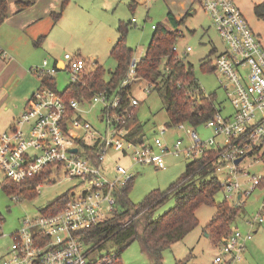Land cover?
Instances as JSON below:
<instances>
[{
	"label": "built area",
	"instance_id": "1",
	"mask_svg": "<svg viewBox=\"0 0 264 264\" xmlns=\"http://www.w3.org/2000/svg\"><path fill=\"white\" fill-rule=\"evenodd\" d=\"M200 4L225 46L215 56L213 65L220 76L219 86L232 105L230 114L222 116L216 104L213 114L204 122L212 131V137L206 140L188 128L185 132L189 142L177 138L172 146L158 137H152L151 141L143 136L141 140L127 139L128 111L120 106L118 89L131 87L138 80L135 58L130 60L115 92L102 90L89 99L65 101L50 87L38 86L23 112L0 134V172L15 183L48 172L46 178L35 184V190L53 175H64L65 179H77L73 185L80 190L76 193L68 188L67 201L52 213L39 208L36 216L23 218V225L9 233L12 241L0 256V264H89L90 246L84 247L87 243L74 232L112 214L119 190L133 178L130 171L133 165L150 163L164 169L166 153L183 155L189 160L209 158L223 195L233 205L241 203L243 197L259 186L264 174L251 173L246 167L264 166V47L233 0H200ZM190 50L187 46L183 54ZM5 55L0 45V56ZM63 59L61 68L56 63L49 67L44 59L42 67L35 66L29 71L40 77H53L56 71L63 70L70 76L69 82H80L85 73V58L64 52ZM142 89L150 92L152 84L147 83ZM138 103L135 95L129 96L130 107ZM97 105L98 117L104 123L102 130L83 117ZM184 123L174 126L181 129ZM74 126L80 129L79 133L73 131ZM73 147L76 151H72ZM108 151H118L128 159V164L120 162L118 155L110 168L106 160ZM236 158L241 159L236 163ZM248 159V165H242ZM12 197L19 198L18 194ZM263 221L264 207L248 224L253 227L252 223ZM251 230L234 227L223 239L213 263L241 261L246 242L252 237ZM0 235H3L1 227ZM112 257L113 254L104 255L99 262L110 263Z\"/></svg>",
	"mask_w": 264,
	"mask_h": 264
},
{
	"label": "rangeland",
	"instance_id": "2",
	"mask_svg": "<svg viewBox=\"0 0 264 264\" xmlns=\"http://www.w3.org/2000/svg\"><path fill=\"white\" fill-rule=\"evenodd\" d=\"M107 1L108 3L105 0H79V7H75L76 14L69 16L63 14V18L54 24L53 29L47 31L41 45L33 43L38 36L30 29L20 30L10 24L0 25V38L7 44V48L0 44L6 52L4 60L10 61L8 66H0V95L2 96L0 99V125L8 116L11 104L15 105L20 102L19 99L24 94L27 84L32 83L35 78L37 82L33 90L40 85L38 81L40 76L31 73L29 69L35 66L42 67L44 59L48 61L50 67L53 64V58L61 57L64 52L79 53L80 57L82 56L86 60L85 71L99 64L103 68L104 80H108L110 76L108 72L114 69L116 63L109 54L110 45L118 36L117 26L120 21L129 23L125 41L127 46L132 49L131 57L137 60L143 57L146 52L149 38L153 32L152 24L173 27V23L167 19L168 8L164 0H142L141 4H139V0H136L137 3H133L132 6L130 5L134 0ZM132 18L135 20L132 21ZM47 20L49 22L50 18ZM211 23L209 16L198 8L194 15L187 14L179 25V28L184 31L183 37L185 38H182V35L177 38L175 51L185 62L192 65V71L203 91L215 93V102L220 108V114L225 116L232 111V105L229 103L224 89L219 86V73L216 70L208 71L201 67L203 61L213 62L224 45ZM186 46H190L192 50L183 54L182 51ZM212 49L214 50L212 51ZM94 60H97L96 65ZM53 75L57 91L63 92L69 84L70 76L63 70H58ZM143 84L140 81L132 83L131 89L139 99L135 117L142 124L141 135L144 138L151 141L152 137H158L169 146H172L177 138H182L184 143H187L189 139L185 132L186 128L194 131L202 140L212 137V131L205 123L192 126L185 122L181 129L167 123L168 117L162 90L153 88L150 92L145 93L142 89ZM6 105H8V109H5ZM88 108L90 107L88 106ZM20 111L17 112L16 118L23 112V110ZM98 115L99 107L97 105L91 107L90 112L85 113L83 117L102 130L104 123ZM72 129L76 133L80 132L76 126ZM162 129L165 131L160 134ZM118 155V151L107 152L106 160L110 168L114 165ZM188 161L189 159L183 155L175 156L166 153L164 169H157L150 163L133 165L130 171L134 173V176L128 193L131 203L140 201L152 189L166 191L169 185L184 175L185 165ZM120 162L127 165L128 159L122 158ZM249 162L250 159L244 160L242 165H248ZM246 168L251 173L264 174V166L261 164L248 165ZM3 176L0 172V224L3 233L0 235V256L12 241L9 233L23 225V218L36 216L41 205L46 204L68 188L73 189V192L76 193L80 190L79 186L73 185L78 182L77 179H65L64 175H53L37 188V193L33 197L28 198L19 193V198L14 199L13 194L8 195L1 189ZM27 186L33 187L31 184ZM225 196L221 190L217 191L214 201H224ZM226 200L231 204L227 196ZM241 201L236 205L240 210L235 216L231 230L236 226L241 231H247L250 228L257 230H251L252 237L246 242L242 260L234 261L232 264H264V221L252 223L253 227L248 224V221H252L256 213L264 207V186L255 187ZM173 202L174 191H171L167 200L156 213L160 214L166 211L174 204ZM214 211L215 207L212 205H201L197 209L198 225L189 231L184 239L175 242L163 251L162 264H175V261H179L181 264H214V256L220 252L221 240L224 238L213 243L205 229ZM88 246L91 245L86 244L84 247ZM112 249L113 242L107 240L103 248L95 253L103 254ZM120 259L121 264H152L148 255L143 252L139 239H135L121 251Z\"/></svg>",
	"mask_w": 264,
	"mask_h": 264
},
{
	"label": "trees",
	"instance_id": "3",
	"mask_svg": "<svg viewBox=\"0 0 264 264\" xmlns=\"http://www.w3.org/2000/svg\"><path fill=\"white\" fill-rule=\"evenodd\" d=\"M5 8V0H0V22L6 16ZM254 10L257 16H264V4L259 3ZM59 16L60 13L55 14L54 21ZM167 17L171 23H177L171 13L168 12ZM128 28L129 23L121 21L118 23V36L109 51L116 63L114 69L108 72L110 74L108 80H104L103 68L95 62L96 66L85 71L80 82H69L61 93L57 91L55 78L51 76L40 77L39 86L50 87L65 101L70 98L89 99L93 94L102 90L117 91L132 59V49L125 41ZM179 35L180 32L177 29L168 28L164 24H156L145 54L136 61L135 72L138 76L137 81L143 82V85L151 83L152 89L162 90L168 117L167 123L175 125L186 122L197 126L211 117L217 103L215 93H206L199 86L192 71V65L176 54L175 44ZM201 67L208 71L215 69L213 62L209 60L203 61ZM118 91L121 96L120 106L128 111L126 127L129 131L126 137L141 140L143 139L142 124L135 117L136 106L128 105L129 96L134 93L130 86L121 87ZM68 112L72 114L73 110L69 109ZM86 150L92 154L95 152V150ZM185 170L184 175L169 185L166 191L152 189L134 204L128 198L132 178L119 190L115 209L109 217L103 218L85 230L74 232L84 243L91 245L92 259L89 264H121V251L135 239H139L143 252L148 255L152 264H162L163 251L175 242L184 239L186 234L198 225L196 211L201 205L215 207L210 221L205 226L210 240L217 243L223 237H227L232 231L235 216L240 209L239 206L231 205L226 199L220 202L214 201L216 192L221 189L216 175L213 174L209 158L198 157V159L189 160L185 165ZM47 176L48 172H43L29 176L19 183L3 178L1 189L8 195L22 193L30 198L37 193L34 189L35 184ZM30 184L33 187L27 186ZM259 185L264 186V178L260 180ZM171 191H174V204L166 211L157 214L156 212L167 200ZM68 194L69 189L41 206L40 211L52 213L55 209L61 208L67 201ZM107 240L113 242V249L103 254L95 253L103 248ZM112 254L110 263L99 262L104 255L110 257ZM175 264L181 263L175 261Z\"/></svg>",
	"mask_w": 264,
	"mask_h": 264
},
{
	"label": "crops",
	"instance_id": "4",
	"mask_svg": "<svg viewBox=\"0 0 264 264\" xmlns=\"http://www.w3.org/2000/svg\"><path fill=\"white\" fill-rule=\"evenodd\" d=\"M105 1L106 3H108L107 0ZM78 2L79 0H5L6 16L0 22V25L10 24L12 27L14 28L16 27L17 29H20V30L30 29V31L32 30V32L34 34H37L38 36L33 41V43L36 45H41L43 44L42 41L47 35L46 34L47 31L53 29L54 24L63 18V14H65L66 16L76 14L77 9L75 7H79ZM138 2L139 4H141L142 0H139ZM164 2H165L166 7L168 8L167 13L168 12L171 13L174 18V21L177 22L176 24L173 23V27L171 28L177 29V31L180 32V35H182V38H185L183 37L184 31L183 29L179 28L180 27L179 25L184 20L185 16L187 14L194 15L197 8L205 12V10L200 4V0H164ZM233 2L240 9L245 19L249 22V25L251 26L252 30L254 31L256 36L259 37L264 47V16L263 17L257 16L254 10L255 6L259 5V3L264 4V0H233ZM133 3H137V1L134 0V2H132L131 5L130 4L129 5L132 6ZM57 13H60V16L58 17L56 21H54L53 17ZM48 18H50L49 22L47 20ZM133 20L135 19L132 18V21ZM167 27L170 28L169 25ZM0 44L4 48H7V44H5V42L1 38H0ZM112 45L110 46L112 47ZM185 48L183 49V51L185 50ZM224 48L225 47L223 45V49L221 51H223ZM78 55L80 56L79 53ZM4 58L5 56H0V66H3V65L8 66L10 64V61H6L4 60ZM53 59H54L53 64L56 63L57 66L61 68L64 63L63 55L61 57H57ZM94 61L97 62V60H94ZM38 81L40 83V78ZM36 82H37V79L34 78L32 83L27 84L23 92L24 94L19 99L20 102H17V104L15 105L13 104H11V106L9 105L10 106L9 109H8V105L5 106V109H8L9 114L5 118L4 123L0 125V134L1 132L8 130L10 128L11 123L17 116L16 115L17 112H19L21 109L24 110L26 101L29 98L28 96L30 94L31 95L33 94V92L31 91L36 86ZM1 98L2 96L0 95V99ZM119 157H120L119 161L122 158H124V157H121L120 155ZM3 178H5V176H3ZM252 230L256 231L257 229H252Z\"/></svg>",
	"mask_w": 264,
	"mask_h": 264
},
{
	"label": "water",
	"instance_id": "5",
	"mask_svg": "<svg viewBox=\"0 0 264 264\" xmlns=\"http://www.w3.org/2000/svg\"><path fill=\"white\" fill-rule=\"evenodd\" d=\"M72 151H76V147H73V148H72ZM240 159H241V158H236L235 162L237 163ZM238 197H239V195H238Z\"/></svg>",
	"mask_w": 264,
	"mask_h": 264
}]
</instances>
